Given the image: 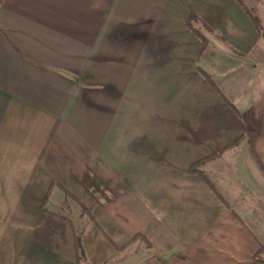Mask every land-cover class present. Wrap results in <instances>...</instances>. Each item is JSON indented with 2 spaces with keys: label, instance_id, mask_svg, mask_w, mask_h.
I'll return each instance as SVG.
<instances>
[{
  "label": "crops",
  "instance_id": "0c3cea01",
  "mask_svg": "<svg viewBox=\"0 0 264 264\" xmlns=\"http://www.w3.org/2000/svg\"><path fill=\"white\" fill-rule=\"evenodd\" d=\"M67 209L89 264H264V0H0V264H77Z\"/></svg>",
  "mask_w": 264,
  "mask_h": 264
},
{
  "label": "trees",
  "instance_id": "16d2710c",
  "mask_svg": "<svg viewBox=\"0 0 264 264\" xmlns=\"http://www.w3.org/2000/svg\"><path fill=\"white\" fill-rule=\"evenodd\" d=\"M197 36L201 39L202 45L205 44V42H206L205 38L202 37L199 34H197ZM47 194H49V191H48ZM47 196L48 195H46V197ZM44 212H48V211L44 209ZM52 215H55V214L52 213ZM55 216L56 217H59L58 215H55ZM138 238L144 240V238L141 235H135L133 237L132 241L135 240V239H138ZM132 241H130V242H132ZM145 243H146V245L150 246V244H148L146 241H145ZM74 246H75V253H76V261H77V264H79L80 259H82V258L85 259L86 257H85V253H84V249H83V245H82V237L80 235H78L77 232H74ZM126 246L127 245H125L124 247H120V248L119 247H116V250H122ZM158 263L159 264H167V262L164 259H162L161 257H159V256H157V257H150V258L146 259L142 264H158Z\"/></svg>",
  "mask_w": 264,
  "mask_h": 264
},
{
  "label": "rangeland",
  "instance_id": "374dc122",
  "mask_svg": "<svg viewBox=\"0 0 264 264\" xmlns=\"http://www.w3.org/2000/svg\"><path fill=\"white\" fill-rule=\"evenodd\" d=\"M52 209V208H51ZM54 210V209H53ZM82 212H84V211H82ZM62 213L63 214H65L66 216H69L71 219H72V221L74 222V225H75V227H76V232H77V234L78 235H80L81 237L83 236V233L86 231V228H87V226H88V222H89V220L87 219V218H85V217H80V216H76V215H73V213H72V211L71 210H69V209H67V210H62ZM83 214V213H82ZM138 240L139 241H144V240H142V239H140V238H138ZM143 243H145V241L143 242ZM144 245H146V243L144 244ZM143 245V246H144ZM143 246L142 247H137L136 248V250H138L139 252L143 249ZM147 246V245H146ZM148 247V246H147ZM144 252V251H143ZM138 256H140L141 257V254H139ZM137 256V257H138ZM150 257H157V255H150L149 257H147L146 256V258L145 259H148V258H150ZM159 257H161V256H159ZM162 259H164L163 257H161ZM145 259H144V261H145ZM130 259H128L126 262L127 263H129L130 261H132V260H130ZM165 260V259H164ZM129 261V262H128ZM143 261V262H144ZM142 262V263H143ZM141 263V264H142ZM79 264H89L88 262H87V260H86V258L84 259V258H82V259H80V261H79ZM107 264H115V263H107ZM159 264V263H158Z\"/></svg>",
  "mask_w": 264,
  "mask_h": 264
}]
</instances>
